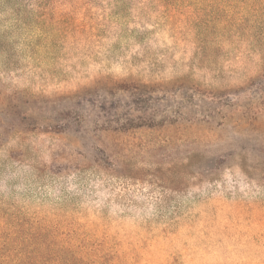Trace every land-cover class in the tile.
I'll return each mask as SVG.
<instances>
[{
	"label": "rangeland",
	"instance_id": "1",
	"mask_svg": "<svg viewBox=\"0 0 264 264\" xmlns=\"http://www.w3.org/2000/svg\"><path fill=\"white\" fill-rule=\"evenodd\" d=\"M1 208L77 264H264V1L0 0Z\"/></svg>",
	"mask_w": 264,
	"mask_h": 264
},
{
	"label": "trees",
	"instance_id": "2",
	"mask_svg": "<svg viewBox=\"0 0 264 264\" xmlns=\"http://www.w3.org/2000/svg\"><path fill=\"white\" fill-rule=\"evenodd\" d=\"M64 115L63 110L57 111V118ZM58 125L65 127L57 122H44L41 126L45 131L58 132ZM27 214L19 209H0V264H77L72 245H59L57 228L44 214L38 219H26Z\"/></svg>",
	"mask_w": 264,
	"mask_h": 264
}]
</instances>
